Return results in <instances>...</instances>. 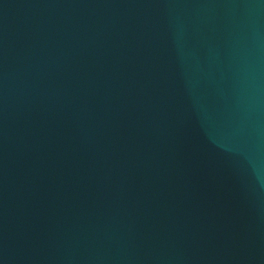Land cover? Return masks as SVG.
Instances as JSON below:
<instances>
[{
	"label": "water",
	"instance_id": "obj_1",
	"mask_svg": "<svg viewBox=\"0 0 264 264\" xmlns=\"http://www.w3.org/2000/svg\"><path fill=\"white\" fill-rule=\"evenodd\" d=\"M0 264H264V0H0Z\"/></svg>",
	"mask_w": 264,
	"mask_h": 264
}]
</instances>
